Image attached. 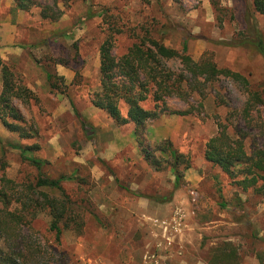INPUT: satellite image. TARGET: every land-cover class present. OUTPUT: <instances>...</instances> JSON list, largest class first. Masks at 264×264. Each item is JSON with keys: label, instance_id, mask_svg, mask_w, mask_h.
<instances>
[{"label": "rangeland", "instance_id": "1", "mask_svg": "<svg viewBox=\"0 0 264 264\" xmlns=\"http://www.w3.org/2000/svg\"><path fill=\"white\" fill-rule=\"evenodd\" d=\"M29 5L23 11L15 0H0V58L35 95L29 102L12 101L35 133L23 139L0 122V160L6 176L19 183L39 175L70 178L62 190L40 189L68 198L83 221L80 229H64L60 250L68 264H264L262 183L244 191L205 159L206 144L221 126L233 138L243 136L249 152L264 144L260 114L242 116L245 96L232 82L186 101L167 99L166 114L147 123L142 144L133 124L117 127L92 104L100 91V48L109 39L117 59L144 37L178 52L186 43L195 61L211 57L219 68L264 90V58L244 43L256 32L264 40V15L253 0H32ZM43 7L59 20L43 19ZM170 66L180 69L178 62ZM167 140L191 160L190 169L179 167L180 182L171 160L155 152ZM17 146L38 148L24 156ZM144 148L159 157V169L146 161ZM50 222L40 213L34 229L53 241Z\"/></svg>", "mask_w": 264, "mask_h": 264}, {"label": "trees", "instance_id": "2", "mask_svg": "<svg viewBox=\"0 0 264 264\" xmlns=\"http://www.w3.org/2000/svg\"><path fill=\"white\" fill-rule=\"evenodd\" d=\"M15 2L20 10L28 11L32 0ZM253 5L256 12L264 15V0H253ZM48 11L49 8H42L43 19L52 22L59 20L57 15L50 16ZM244 43L252 45L264 58V40L259 32L253 39L246 37ZM113 48L110 39L100 48V91L93 96L92 104L104 111L117 127L133 124L134 135L141 144L147 123L166 114L167 99L186 101L195 92L203 95L204 90L216 88L224 81L232 82L245 96L241 113L246 120H250L254 112L260 114L264 134V90L254 89L242 74L219 68L211 57L195 61L188 53L186 43L182 52H178L150 37H144L118 59L113 54ZM171 62H178L180 69L174 70L170 66ZM0 67L3 77L0 122L11 133L30 139L35 131L27 128L23 116L13 107L12 101L29 102L35 95L15 79L14 73L1 58ZM148 101L154 103L153 108L145 107ZM161 107L163 110H160ZM168 113L187 115L179 111ZM15 148L26 156L38 147ZM155 152L166 156L167 162L171 160L177 182L182 179L179 167L184 165L185 170L191 168L189 156L174 149L168 140ZM155 152L143 149L146 161L159 169L161 160ZM205 159L220 168L244 191L257 188L260 183L264 187V144L249 152L243 136L233 138L226 127L221 126L219 133L206 144ZM29 160L37 164L35 159ZM5 168L6 163L0 160V264H68L60 250L64 229L72 225L80 229L83 221L80 215L73 214L68 198L51 197L40 189L62 190V183L70 178L62 176L51 179L39 175L34 182L19 183L6 176ZM45 212L51 218L48 232L54 238L53 241L47 240L34 229L38 215Z\"/></svg>", "mask_w": 264, "mask_h": 264}, {"label": "crops", "instance_id": "3", "mask_svg": "<svg viewBox=\"0 0 264 264\" xmlns=\"http://www.w3.org/2000/svg\"><path fill=\"white\" fill-rule=\"evenodd\" d=\"M63 74H65V73H63Z\"/></svg>", "mask_w": 264, "mask_h": 264}]
</instances>
